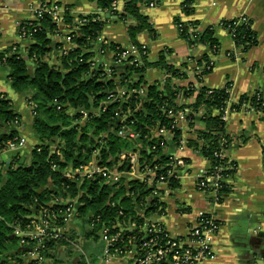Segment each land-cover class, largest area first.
<instances>
[{
	"label": "trees",
	"instance_id": "obj_1",
	"mask_svg": "<svg viewBox=\"0 0 264 264\" xmlns=\"http://www.w3.org/2000/svg\"><path fill=\"white\" fill-rule=\"evenodd\" d=\"M122 1V10L113 11L110 9L113 0H97L101 10L108 16L102 18L99 14L83 15L86 21L81 25L75 24L73 17L66 9L62 21L69 30L65 34L70 35L71 41L76 46L62 53L58 58V64H50L45 60L49 52L61 49V44L52 39L56 30L59 31V26L46 12H42L34 20L20 22L18 29L23 27L32 41L26 47L24 54L10 53L9 48L0 54V61L9 68L8 80L14 91H33L29 100L33 102L34 130L43 140L42 144L31 149L28 164L17 163L18 159H16V166L10 164L4 172L0 170V264H8L9 257L17 258L20 262L21 259L18 256L27 251L25 246L19 244V247L15 248L12 245L15 240L18 242V239L12 236L9 223L27 221L29 206L35 200L37 204L45 205L53 199L55 194H61L64 197L67 194L74 196L79 190H85V193L79 197L81 202L78 208L79 215L85 216L90 213L93 217H98V221L94 223L89 234L94 238L100 237V230L104 226L108 227L110 235L119 233L115 246L122 253L131 246L138 247L143 240L139 228L143 223V217L138 214L136 208L147 203L145 214H162L164 211L163 203L152 197V189L141 179L121 177L117 185L110 186L101 176L95 175L93 179H84L78 184L64 177L63 174L66 167L73 168L86 163L90 154L98 147V164L109 167L119 164V170H126L130 159L137 156L140 166L154 165L157 167L158 175H165L168 169L167 164L172 160L170 155H165L163 152L165 137H153L150 130L155 127L171 126L172 119L166 115V109L170 105H176L175 98L181 89L172 82V78H186L189 73L168 63L165 51H161L154 62H149L143 55L139 65L125 63L113 66L114 74L112 75L118 76V81L115 78H105L100 67L92 68L91 66L95 40L106 20L113 15L120 20H125L127 17L134 19V22L128 24L126 29L132 44L139 48L141 45L136 39L138 33L142 31L154 33L147 15L139 9L138 5L142 0ZM183 9L186 13L190 12L186 6ZM232 21L233 18L223 22L231 24ZM178 22L182 23L179 34L187 42L205 44L210 49L215 46L212 52L218 53L219 45L213 36L212 27L195 34L189 32V23L177 20L176 24ZM235 28L236 45L246 50L256 43V37L251 28L242 24ZM102 49L105 52H117L123 47L111 42L103 45ZM29 59L34 62V66L28 65ZM203 62L209 67L202 68V75L211 71L214 65V61L207 56L204 57ZM151 66H160L165 72L171 74V77L165 79L162 85L160 82L147 84L143 73ZM118 85L125 90L123 93L127 98L123 101L111 100L104 103L103 101L109 95L116 94ZM141 86H145L144 94L134 91ZM228 89L229 85L212 89L189 84L184 89V94L194 95L195 109L199 107L206 109L203 118L206 130L200 133L203 143L200 145L196 142L191 143L209 161L207 175L214 173V167H221L219 173L224 175L232 171L228 168L226 158L219 156L222 147L229 148L231 135L225 130L224 120L220 115L211 113L212 109H221L227 104ZM257 93L261 94V92ZM247 98V95H242L237 104H231V108L239 110L241 103ZM250 99L255 102L256 95H251ZM82 109H100V112L88 113L80 123ZM123 113L127 114L122 123L119 117ZM16 116L18 115L12 108L11 100L4 93L0 94V150L9 139L16 135L14 130L8 129ZM188 117L193 118L191 114H188ZM122 124L137 133L135 140L129 141L117 134ZM173 133V141L178 143L180 131L174 129ZM56 140L60 148L59 154L52 152L50 148V144L56 143ZM53 164L56 165L55 169L52 168ZM219 184L220 194L231 189L226 182L220 181ZM168 186L177 187V179L169 178ZM118 223L125 225L134 223L136 228L119 230L116 226ZM131 236H136V240L129 245L128 239ZM158 236L165 238L163 232H159ZM68 237L64 235L58 240L47 242L46 245L52 248L57 245L67 247L70 243L67 238L73 239L74 236L71 234ZM163 242L166 240L164 239Z\"/></svg>",
	"mask_w": 264,
	"mask_h": 264
},
{
	"label": "crops",
	"instance_id": "obj_2",
	"mask_svg": "<svg viewBox=\"0 0 264 264\" xmlns=\"http://www.w3.org/2000/svg\"><path fill=\"white\" fill-rule=\"evenodd\" d=\"M55 1L61 6V16L67 9L74 20L79 16L93 14L106 17L97 0ZM38 2L0 0V54L11 44L16 43L23 48L32 42L31 39L18 37V24L34 18ZM122 4L120 0L118 11L122 10ZM138 6L147 15L154 33L142 31L136 39L146 47L149 62L156 61L160 52L165 51L168 63L189 73L186 78H172V82L181 87L175 98L176 105L188 108L193 116L189 122H180L178 143L173 141V134L168 131L162 134L166 139L164 154L181 158L184 165L176 173L177 187L170 188L166 183L158 185L157 199L163 203L164 211L162 214H152V218L163 225L170 236H181L197 224L200 214H209L217 220L219 226L211 237L213 253L200 264H264V114L240 108L225 118L224 128L232 138L226 156L236 163V171L226 181L231 189L222 194L221 200H217L214 193L196 187L198 175L209 167V162L191 142L198 145L203 143L200 133L206 130L203 119L206 109H195L194 95L184 94L188 84H196L191 69L207 56L214 61V65L211 71L202 76L200 85L212 89L229 85L232 102L239 101L242 95H253L255 92L264 95V0H155L154 6L142 0ZM185 6L190 9L189 13L184 11ZM240 15L251 20V29L256 37V43L246 50L236 45L228 30L221 25L222 21ZM177 20L193 23L198 32L212 27L213 36L219 45L218 53L213 54L205 44L190 47L179 34ZM133 22L132 17L120 20L113 15L104 23L99 37L106 38L109 43L128 47L132 42L126 27ZM58 26L60 32L54 33L53 41L59 42L65 50L74 48L75 43L63 39L69 30L68 26L63 22L58 23ZM99 40L93 47L96 64L110 67L113 65V54L111 51L103 54L97 52ZM61 54L60 49H54L45 60L50 64H58ZM27 63L30 67L34 66L30 59ZM8 74V66L0 61V94L4 93L11 100L12 108L20 118L19 127L12 124L8 129L23 138L24 144L0 152L2 172L10 164H28L31 149L43 142L34 130V114L28 104L33 91H14ZM164 74L165 70L160 66H151L145 70L143 78L147 84L161 83ZM115 80L118 81L117 78ZM211 113L219 115L218 109H212ZM122 176L130 177L125 174ZM136 211L141 214L139 208ZM91 230L85 217L72 220L69 230L64 234L66 237L71 234L74 236L73 239L67 238L69 245L47 248L39 264H57L58 261L66 264H134L128 256H106L101 236L94 238L89 234ZM18 257L20 262L11 257L8 264H37L28 254Z\"/></svg>",
	"mask_w": 264,
	"mask_h": 264
},
{
	"label": "built area",
	"instance_id": "obj_3",
	"mask_svg": "<svg viewBox=\"0 0 264 264\" xmlns=\"http://www.w3.org/2000/svg\"><path fill=\"white\" fill-rule=\"evenodd\" d=\"M120 0H113L110 9L113 11H118V2ZM123 2V1H122ZM147 4L149 6H154L155 0H147ZM61 6L55 0H39L38 5L34 10V19L39 17L42 12L48 13L51 18L58 23L63 22L62 16L60 15ZM116 17V15H114ZM86 21L85 17L77 18L74 20L76 25H81ZM245 25L251 28V20L245 16L240 15L236 18H233L231 24H225L223 21L221 25L224 26L231 37L234 39L235 37V26L237 25ZM20 23L18 24L19 27ZM178 31L181 30V22L177 24ZM189 32H193L195 34L198 33L194 25H188ZM56 30L55 33H57ZM18 37L20 39H31L26 35L24 28L18 29ZM66 42H72L70 35L65 34L63 38ZM99 40L97 52L100 54L105 53L102 49L103 45H108V41L106 38L99 37V34L95 40V44L97 40ZM189 43V42H188ZM190 47H195L198 43H189ZM123 47L120 51H111L113 54V65L110 67L98 66L96 64V60L94 59V51L91 57V66L92 68L100 67L102 70V75L105 78H117L118 76L112 75V67L118 64H141L140 58L141 56L147 54V50L145 46L137 47L134 44H130L128 47ZM215 46L212 47L214 49ZM10 53L19 52L23 54L26 51V47L20 48L18 44H11L9 47ZM211 49V52H212ZM61 53H65V49L61 48ZM93 50V49H92ZM88 51V50H86ZM213 53V52H212ZM4 59V58H3ZM209 67L205 62H201L200 64H196L191 70L193 75L196 77L195 87L200 86L201 78H202V68ZM171 74L165 72L164 77L161 81V85L164 80L170 78ZM175 78V77H173ZM118 83V82H117ZM192 85V84H189ZM194 86V85H193ZM229 100L227 104L218 109L219 115L222 120L230 114V112L235 111L231 108V104H237L239 101L232 102L230 98V87H229ZM125 90H122L120 85L116 88V94L109 95L104 103H107L111 100H125L127 98L124 95ZM139 94H144L145 86H141L140 88L134 90ZM256 101L252 102L250 97L251 95H247V99L241 103L240 108H243L245 111L249 112H262L264 114V95L263 93H257ZM28 104L32 107L33 110V102L28 99ZM60 107L59 105L57 106ZM100 109H91V110H80L82 116L79 119V122L82 123L83 120L87 117L88 113H99ZM192 112L186 108H180L177 105H170L166 109V115L172 119V123L170 127H155L150 130L151 136H162L163 132L168 131L173 134L174 129H179V125L181 121L189 122L192 118L188 117V114ZM34 114V112H33ZM127 113H123L119 118L120 122H124ZM13 125L19 127L20 126V118L18 116L12 122ZM10 124V125H12ZM117 134L123 138H126L129 141L135 140L137 137V133L130 129L125 124H122L117 131ZM180 141V139H179ZM24 144V139L18 136L17 134L9 139L4 148L0 150V152L4 150H13L17 147H20ZM52 152L56 154L60 153V148L58 146V141L55 144L50 145ZM228 148L222 147L219 152V156L226 158V163L228 164V168L232 171L228 174L219 173L221 167H214V173L212 175H207V169L204 170L200 175H198L196 180V187L200 190L212 192L215 194L216 199L219 200L222 194L219 193L220 181L226 182L228 179L232 177V174L236 171V164L226 156V150ZM99 154V147L94 149L90 154L89 159L84 164H79L76 167L69 168L66 167L63 171L64 177L77 182L78 184L84 179H93L95 175H99L103 178V181L110 185L114 186L120 182L122 175H127L130 177H135L141 179L148 187L152 189L151 195L154 198H157L158 195V185L160 183L169 184V178L173 177L177 179V170L184 165V162L181 158H177L174 156L172 160L168 162V169L165 175H158L156 173L157 167L151 165L140 166L137 162V156H134L130 159L128 168L126 170H119V164H113V166H105L98 164L97 156ZM209 162V161H208ZM210 165V164H209ZM52 168L55 169L56 165L53 164ZM203 177V178H202ZM205 179V180H204ZM85 190H79L77 195L71 196L67 194L65 197L61 194H55L53 199L49 201L45 205L37 204L36 200L33 204L29 206L30 212L27 216V221H19L9 223L11 228V233L13 237L18 239L20 245L27 247V251L22 254H28L32 257V260L37 264L41 263L44 259V252L49 248L46 244L49 241H55L59 238L63 237L65 232L69 230L70 223L72 220L82 217L79 215L78 208L81 205L79 201V197L81 194H84ZM148 206L147 203H144L143 206L137 207L141 210L140 216L143 217V223L139 226L142 232V241L136 246H131L128 248L125 253H122L121 250L115 246V242L118 239L119 233L110 235L108 234V227L104 226L101 228V239L105 243L104 246V254L108 257L114 256H128L134 264H200L203 259L209 257L213 253L211 237L212 234L218 230L219 223L217 220L209 215L202 213L198 216V222L194 226H191L188 232L181 236H170L167 230L161 225L159 222L152 218V214L157 213H149L145 214L143 210ZM89 214H86L85 219L88 221L89 226L93 228L94 223L98 221V217L95 218ZM116 226L119 227V230H132L136 228L134 223L129 225H125L123 223H118ZM127 226V227H125ZM159 232H163L165 238L162 236H158ZM166 242H163V240ZM136 240V236H131L128 239V244L132 245ZM144 251V252H143ZM9 259H12L9 257ZM166 259V262H164Z\"/></svg>",
	"mask_w": 264,
	"mask_h": 264
},
{
	"label": "rangeland",
	"instance_id": "obj_4",
	"mask_svg": "<svg viewBox=\"0 0 264 264\" xmlns=\"http://www.w3.org/2000/svg\"><path fill=\"white\" fill-rule=\"evenodd\" d=\"M0 167H1V163H0ZM0 170L2 171V169H0ZM12 245H14L15 248L19 247V243L17 242V240H15V242ZM9 260L11 261L12 259H9ZM63 263H64V261L63 262L62 261H58L57 264H63ZM64 264H66V262Z\"/></svg>",
	"mask_w": 264,
	"mask_h": 264
},
{
	"label": "water",
	"instance_id": "obj_5",
	"mask_svg": "<svg viewBox=\"0 0 264 264\" xmlns=\"http://www.w3.org/2000/svg\"><path fill=\"white\" fill-rule=\"evenodd\" d=\"M108 16V14H106V17ZM70 165H72V163L70 164ZM7 166H9V164L7 163Z\"/></svg>",
	"mask_w": 264,
	"mask_h": 264
}]
</instances>
